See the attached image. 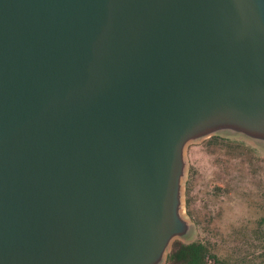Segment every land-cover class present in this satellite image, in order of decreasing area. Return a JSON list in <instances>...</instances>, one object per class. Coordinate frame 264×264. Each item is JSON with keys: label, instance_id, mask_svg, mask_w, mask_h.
I'll return each instance as SVG.
<instances>
[{"label": "water", "instance_id": "obj_1", "mask_svg": "<svg viewBox=\"0 0 264 264\" xmlns=\"http://www.w3.org/2000/svg\"><path fill=\"white\" fill-rule=\"evenodd\" d=\"M222 128L264 141V0H0V264H159Z\"/></svg>", "mask_w": 264, "mask_h": 264}, {"label": "rangeland", "instance_id": "obj_2", "mask_svg": "<svg viewBox=\"0 0 264 264\" xmlns=\"http://www.w3.org/2000/svg\"><path fill=\"white\" fill-rule=\"evenodd\" d=\"M213 134L230 140L207 141ZM183 157L179 212L187 230L173 239H209L217 259L206 264H264V141L222 128L190 140Z\"/></svg>", "mask_w": 264, "mask_h": 264}, {"label": "trees", "instance_id": "obj_3", "mask_svg": "<svg viewBox=\"0 0 264 264\" xmlns=\"http://www.w3.org/2000/svg\"><path fill=\"white\" fill-rule=\"evenodd\" d=\"M227 140L229 138L211 135L207 141L213 142L217 139ZM230 140V139H229ZM245 144L243 141L238 142ZM188 184L186 185V195H188ZM186 207L189 206V200L186 199ZM207 238H196L191 241H184L179 238L173 239L169 249L166 252L165 261L162 264H206V259L210 256L217 259L216 254L211 250Z\"/></svg>", "mask_w": 264, "mask_h": 264}]
</instances>
